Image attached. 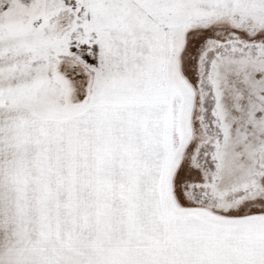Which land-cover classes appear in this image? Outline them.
I'll return each instance as SVG.
<instances>
[{
  "label": "snow or ice",
  "instance_id": "6c2138e0",
  "mask_svg": "<svg viewBox=\"0 0 264 264\" xmlns=\"http://www.w3.org/2000/svg\"><path fill=\"white\" fill-rule=\"evenodd\" d=\"M0 264H264V0H0Z\"/></svg>",
  "mask_w": 264,
  "mask_h": 264
}]
</instances>
